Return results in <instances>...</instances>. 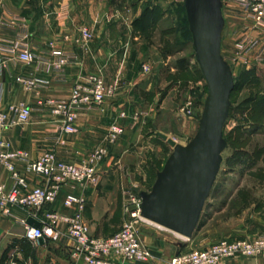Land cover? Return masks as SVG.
I'll list each match as a JSON object with an SVG mask.
<instances>
[{
    "label": "crops",
    "instance_id": "1",
    "mask_svg": "<svg viewBox=\"0 0 264 264\" xmlns=\"http://www.w3.org/2000/svg\"><path fill=\"white\" fill-rule=\"evenodd\" d=\"M114 1L0 0V44L13 43L19 37L18 26L3 23L4 16L10 18L16 14L26 19L27 43L39 59L42 55L54 52H74L79 58L76 64L67 66L61 75H55L45 71L38 63L39 59L33 64L24 65L9 54L0 52V109L6 110L10 104L19 102H25L38 109L41 108L40 103L51 99H69L74 86L91 75L101 77L106 84H116L119 87L116 96L108 101L103 113L92 111L80 114L74 134L63 133L62 123L51 114L49 107H44L43 112L36 111L29 124L10 126L0 132V140L9 142L14 150L28 152L32 159L53 150L61 161L80 163L95 148L106 144L110 123L116 118L120 120L121 125L125 127V134L120 137L118 143L109 147V156L101 166L103 180L100 186L83 190L64 189L54 204L38 211L40 218H43L47 211L65 212L63 200L68 192L83 195L87 200L85 219L92 234L105 238L120 230L121 223L112 224L116 218H120V222L127 219L124 210L127 184L124 178L121 180L119 168L115 170L117 157L128 152V141L136 129L140 132L135 134L138 136L135 144L138 149L141 148L139 145L142 139L149 142L154 137L153 131L154 134L157 133L153 104L144 110L149 111V116L141 123L134 124L130 116L138 110L135 104H130L137 89L154 95L157 88L155 79L158 76L153 62L144 57L140 48L130 51L132 38L136 40L138 37L133 23L147 8L166 12L160 5L150 6L148 0H116L121 1L119 6L113 5ZM123 1L130 4L129 8L124 7ZM168 2L173 4L177 0ZM127 11L137 14L130 23L124 16ZM222 15L225 25L222 31L221 52H224L228 20L233 16L227 8L225 9L223 1ZM83 27H87L93 34L87 42L81 40L80 30ZM223 57L226 60V56ZM143 64H149L153 72L144 78L141 75ZM21 76L39 79L46 85L38 93L29 92L17 82L16 79ZM123 110L129 111V117L126 119L119 118ZM149 124H152V129L145 135L142 134L145 126ZM17 166L20 171L27 173L23 163H18ZM27 174L32 186L41 182L40 177ZM11 183L10 172L0 165V184L8 187ZM133 187L136 186L132 185V190ZM13 216L14 218L0 216V264H86L83 258L72 254V241L65 231L57 241L47 238L33 242L26 239L25 228L16 221L27 220L28 214L16 207L13 209ZM261 219H264V214H256L253 210L252 214H247L244 219L241 217L240 221L243 223L251 220L250 222L254 223L255 220L261 222ZM246 226L241 224L234 231L225 230L221 237L234 235L237 239H255L258 235H264L263 229L249 230ZM141 238L153 256L152 261L147 264H166L179 237L165 229L146 225ZM223 264H264V254L255 258L235 257Z\"/></svg>",
    "mask_w": 264,
    "mask_h": 264
},
{
    "label": "rangeland",
    "instance_id": "2",
    "mask_svg": "<svg viewBox=\"0 0 264 264\" xmlns=\"http://www.w3.org/2000/svg\"><path fill=\"white\" fill-rule=\"evenodd\" d=\"M120 2L115 0L113 5L119 6ZM147 3L150 6L160 5L166 12L157 13V23L149 32L150 35L136 34L137 39L132 38L130 51L140 48L144 57L153 62L158 72L155 79L157 88L154 95L137 89L130 104H135L138 110L132 112L130 116L133 118L136 112H145L144 110L153 104L156 112L154 122L157 126L156 132L164 133L179 144L186 145L198 132L208 89L195 58L185 0H177L173 4L168 0H148ZM123 5L129 8L130 4L123 1ZM124 16L130 23L137 14L127 11ZM10 21H16L15 26H18L19 37L15 43L21 40L24 34H28L27 21L16 14L10 18L4 16V24ZM228 21L226 45L222 54L226 56L237 85L224 127V137L228 145L221 154L220 171L205 204L200 226L191 240L178 236L177 244L172 247V256L208 248L222 239L236 240L234 235L221 237V233L225 230L234 231L241 224L247 225L249 230L254 228L264 231V219H261V222L255 220L254 223L250 222L251 220L243 223L240 221L241 217L244 219L247 214H252L253 210L256 214H264V64L248 68L236 61L237 45L245 31L242 20L238 17L233 15ZM24 41L27 43L28 37ZM145 65L151 68L149 64H143ZM143 66L141 74L143 78L153 73L152 69L151 72L144 73ZM104 83L106 84L105 81ZM189 102L193 103L191 114L185 113ZM146 113L139 121L132 122L141 123L149 116V111ZM119 118L122 119L121 115ZM116 120L120 121L118 118ZM151 129L152 124H149L141 133L145 135ZM136 130L128 141L130 145L128 152L117 157L114 165L115 170L119 168L121 180L124 178L127 184L125 206L130 195L140 199L139 194L132 190V185L141 191H151L158 172L163 169L173 152V148L167 142L160 139L157 133L154 134L155 131L153 139L149 142L142 139L139 145L141 148L138 149L135 145L138 136L135 134L140 132ZM124 222L116 218L112 224L123 225ZM146 225L153 224L142 223L139 227L140 234ZM261 236L264 235H258ZM255 239L238 238L247 241Z\"/></svg>",
    "mask_w": 264,
    "mask_h": 264
},
{
    "label": "built area",
    "instance_id": "3",
    "mask_svg": "<svg viewBox=\"0 0 264 264\" xmlns=\"http://www.w3.org/2000/svg\"><path fill=\"white\" fill-rule=\"evenodd\" d=\"M225 9L242 20L245 33L237 45L236 61L246 67H257L264 64V0H223ZM24 22V21H21ZM15 25L16 21H10ZM81 40L89 41L93 34L87 28L81 30ZM22 37V36H21ZM27 35L15 43L0 44V52L9 54L17 62L30 65L39 58L32 48L24 41ZM78 56L74 52H54L40 56L38 63L45 71L61 75L67 66L76 64ZM143 72H151L147 65ZM29 92L38 93L44 88L43 81L32 77H18ZM117 85L106 86L103 79L96 75L87 77L77 83L69 99H51L40 103L41 108L35 109L25 102L10 104L6 110L0 109V132L10 126L29 124L36 111L43 112L44 107L51 109V114L62 123V131L66 135L76 133V121L81 113L98 111L103 113L106 104L115 97ZM193 103L186 105L185 113L191 114ZM146 112H136L134 121H139ZM121 118H128L126 111ZM125 134V127L118 120L110 123L106 144L91 151L80 163L64 162L58 159L55 151L44 152L32 159L28 152L14 150L7 141L0 140V165L11 174L10 186L0 184V216L12 217L13 209L18 207L28 214L26 219L16 220L25 228L26 239L37 242L41 239L59 240L64 231L72 241V254L81 257L86 264H147L153 256L141 239L139 227L149 223L141 213V199L130 195L125 214L127 219L121 229L110 237H98L92 234L85 219L87 200L83 195L68 192L63 200L65 212L47 211L43 218L38 211L47 205L54 204L64 189L97 188L103 180L101 166L109 156V147L118 143ZM23 163L27 173L41 178V182L32 186L29 174L18 169L17 164ZM40 222L35 228L28 224V219ZM264 254V236L254 241L222 239L208 248L181 252L171 256L166 264H222L235 257L255 258Z\"/></svg>",
    "mask_w": 264,
    "mask_h": 264
},
{
    "label": "water",
    "instance_id": "4",
    "mask_svg": "<svg viewBox=\"0 0 264 264\" xmlns=\"http://www.w3.org/2000/svg\"><path fill=\"white\" fill-rule=\"evenodd\" d=\"M196 61L208 95L195 137L186 145L157 132L173 152L158 172L150 192L133 187L139 194L141 217L159 228L191 240L199 226L222 163L228 142L224 127L229 117L235 80L222 55L225 21L222 0H185ZM28 224L39 227L37 219Z\"/></svg>",
    "mask_w": 264,
    "mask_h": 264
},
{
    "label": "trees",
    "instance_id": "5",
    "mask_svg": "<svg viewBox=\"0 0 264 264\" xmlns=\"http://www.w3.org/2000/svg\"><path fill=\"white\" fill-rule=\"evenodd\" d=\"M157 13L162 14L159 11V9L147 8L144 11V13L141 15V17L136 19L133 23L134 28H135V33L138 34L139 36L140 34L150 35L149 32L154 29L157 23ZM191 38H192V35H191ZM236 90H237V85L235 84L234 90L231 94V98Z\"/></svg>",
    "mask_w": 264,
    "mask_h": 264
}]
</instances>
